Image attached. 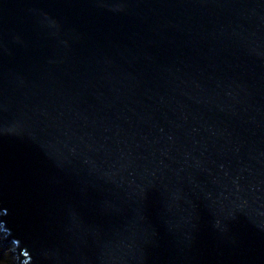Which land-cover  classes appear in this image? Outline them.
Wrapping results in <instances>:
<instances>
[{
	"label": "water",
	"instance_id": "95a60500",
	"mask_svg": "<svg viewBox=\"0 0 264 264\" xmlns=\"http://www.w3.org/2000/svg\"><path fill=\"white\" fill-rule=\"evenodd\" d=\"M0 227L13 264H264V0H0Z\"/></svg>",
	"mask_w": 264,
	"mask_h": 264
},
{
	"label": "rangeland",
	"instance_id": "374dc122",
	"mask_svg": "<svg viewBox=\"0 0 264 264\" xmlns=\"http://www.w3.org/2000/svg\"><path fill=\"white\" fill-rule=\"evenodd\" d=\"M2 229L0 227V264H13L15 262V255L13 254V246L6 247L3 243Z\"/></svg>",
	"mask_w": 264,
	"mask_h": 264
},
{
	"label": "bare ground",
	"instance_id": "6f19581e",
	"mask_svg": "<svg viewBox=\"0 0 264 264\" xmlns=\"http://www.w3.org/2000/svg\"><path fill=\"white\" fill-rule=\"evenodd\" d=\"M1 236L3 237V233L1 234Z\"/></svg>",
	"mask_w": 264,
	"mask_h": 264
}]
</instances>
